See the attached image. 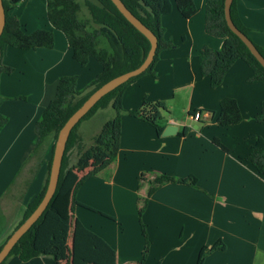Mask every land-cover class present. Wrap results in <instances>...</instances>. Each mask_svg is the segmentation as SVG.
Returning <instances> with one entry per match:
<instances>
[{
    "label": "crops",
    "instance_id": "0c3cea01",
    "mask_svg": "<svg viewBox=\"0 0 264 264\" xmlns=\"http://www.w3.org/2000/svg\"><path fill=\"white\" fill-rule=\"evenodd\" d=\"M195 1L197 13L190 18L175 3L162 16L165 36L172 37L177 46L163 50L155 74L131 83L122 98L123 106L133 110L145 98L165 101L169 109L163 120L165 128L176 124L177 130L165 133L164 128L159 134L149 121L124 114L113 172L94 174L77 193L75 215L116 248L117 264H140L142 260L145 239L137 201L147 190L146 185L141 186L143 175L153 173L195 175L197 184L169 182L149 198L143 219L150 245L143 264H196L201 248L219 240L225 242V248L211 251L204 264H264V173L246 158L256 135H264V124L256 119L264 100V81H251V66L239 58L223 81L212 86L210 76L201 69L200 49L204 45L220 49L224 38L206 31V0ZM39 3L42 7V0ZM37 6L35 0L29 10L35 11ZM237 10L252 39L264 45V0H237ZM20 18L29 31L43 28L27 27L22 15ZM48 28L55 32L53 47L6 46L0 54V62L12 69L0 74V111L8 118L0 130V209L18 188L19 213L46 181L48 150L43 144L50 138L37 146L34 123L54 97L60 77L78 75L77 87L83 89L102 69L92 59L80 64L73 58L66 34L54 26ZM177 95L185 102L179 114L173 110ZM226 96L238 100L240 122L223 125L207 110L201 111L199 120L189 114L193 109L218 113ZM81 132L79 129L83 140ZM216 137L228 149L218 145ZM74 149L69 165L79 156V149ZM77 171L80 176L87 173ZM58 253L51 245L28 261L14 255L5 264H65L68 258H60Z\"/></svg>",
    "mask_w": 264,
    "mask_h": 264
},
{
    "label": "trees",
    "instance_id": "16d2710c",
    "mask_svg": "<svg viewBox=\"0 0 264 264\" xmlns=\"http://www.w3.org/2000/svg\"><path fill=\"white\" fill-rule=\"evenodd\" d=\"M3 1L6 9V25L0 37V54L6 46L17 49L54 46L55 32L52 28L29 31L22 22L15 9L24 0ZM123 1L158 36V47L154 60L144 72L131 77L100 98L74 126L67 142L58 186L52 199L42 215L23 234L1 264H5L14 255L18 256L21 261H28L45 253L51 245L59 249L60 258H68L65 264H117L116 248L75 215L77 193L81 185L94 174L107 172L111 175L113 172L120 148L124 114L140 116L153 124L159 134L163 132L165 128L163 120L166 113H169L165 101H150L145 98L141 107L133 110L123 106V94L125 89L138 78L146 74H155V65L163 50L177 46L172 37L165 36L166 28L162 23V16L172 11L174 3L187 18L194 16L198 9L195 0ZM85 4L90 17H81L82 4L79 0H47L48 20L56 29L66 34L73 58L82 65L87 64L91 59H96L102 69L81 90L77 87L78 75L66 74L60 77L54 97L45 106L40 119L35 123L37 146L52 136L56 140L59 130L69 116L96 88L109 79L139 66L150 49L151 43L147 36L125 17L113 0H86ZM231 14L235 24L252 39L249 27L242 21L237 10V0H233ZM206 31L224 38L220 49L208 45L200 49L201 69L204 74L210 76L212 86H217L223 81L231 65L239 58L244 59L251 66L253 71L249 77L251 81H264V66L227 23L225 0H206ZM255 44L264 55V45L256 42ZM11 70V67L0 62V74L11 72ZM1 103L0 96V106ZM107 106L115 109L114 116L104 122L100 131L92 137V143L86 150L78 133V126L97 110ZM204 110L211 112L213 116L217 115V121L223 125L235 124L242 120L239 102L232 96H226L221 100L218 113L213 109H193L189 111V114ZM256 119L264 124V100ZM7 121L8 118L0 111V130ZM186 130L187 128L183 131L184 134ZM215 142L224 149H228L218 137L215 138ZM54 146L55 142L48 160V173L44 186L33 199L27 202L20 220L0 243V249L10 234L42 200L49 181ZM74 147L79 149L78 164L82 169L85 168L82 164L89 163L90 165L94 161V167L83 176L79 175L76 165H69L70 151ZM246 158L261 173H264V135H256V141ZM169 182L195 185L197 177L195 175L175 177L167 173L143 175L141 186L146 185L147 190L145 195L138 197L139 218L145 235V248L140 264L145 261L150 245L147 226L143 219L148 200L160 186ZM225 246L222 240L211 246L204 245L199 252L196 264H204L206 256L211 251L225 248ZM158 264L161 263L158 262Z\"/></svg>",
    "mask_w": 264,
    "mask_h": 264
},
{
    "label": "water",
    "instance_id": "95a60500",
    "mask_svg": "<svg viewBox=\"0 0 264 264\" xmlns=\"http://www.w3.org/2000/svg\"><path fill=\"white\" fill-rule=\"evenodd\" d=\"M119 10L125 15V17L136 26L142 33H144L150 40V49L144 58L143 62L126 72H123L96 88L85 101L69 116L66 122L59 130L58 136L55 141L54 152L52 163L49 172V181L45 194L33 210V212L10 234L5 243L0 249V264L7 258L13 249L14 245L19 241L23 234L37 221L46 209L50 200L52 199L57 186L61 173L63 157L66 151L67 142L74 126L82 119V117L102 98L105 94L116 88L118 85L126 82L131 77L139 75L144 72L154 60L157 47H158V36L156 33L148 27L137 15H135L131 9L125 4L123 0H113ZM233 0H225V17L229 27L245 42L251 52L257 57V59L264 66V55L261 53L255 42L243 32L234 22L231 14V6ZM6 25V9L4 1L0 0V37L4 31ZM176 124L168 125L164 132L171 133L177 130Z\"/></svg>",
    "mask_w": 264,
    "mask_h": 264
},
{
    "label": "rangeland",
    "instance_id": "374dc122",
    "mask_svg": "<svg viewBox=\"0 0 264 264\" xmlns=\"http://www.w3.org/2000/svg\"><path fill=\"white\" fill-rule=\"evenodd\" d=\"M37 1H38V6H37V9L35 11L29 10V8L32 5H34L35 0H32V1L31 0H26V2H24L21 5V7H18L17 12L19 14V17L21 15L23 16V18L25 19V21L27 23V27H43V28L53 27L51 25V23L47 19L46 0H44V1L42 0V7H41V5L39 3V0H37ZM79 1L82 4V9H81V13H80L81 17H90L89 10H88V8L86 7V4H85L86 0H79ZM92 61L95 62L97 60L92 59ZM95 63H97V62H95ZM91 68H92V66H91ZM89 71H90L89 74H92L91 73L92 72L91 69H89ZM82 79H83V77H82ZM81 89H82V87H81ZM81 89L79 87V90H81ZM175 98H178V99H177L176 103L173 105L174 108H175L173 110L179 114V113H181V109L183 108L185 102L182 99H180L181 97L179 95H177ZM175 98L170 101L171 104H173ZM114 112H115V109L112 106H107L105 108H100L99 110H97V112L95 114H93L91 117H89L87 119H84L80 123V125L78 126V130L80 129V132H81L82 129H83V131L81 133L84 134L83 143L86 146V150H87L88 146L92 143V137L100 131V129L102 128L104 122L107 119H109L110 117L114 116ZM166 114H168V113H166ZM182 114H184L183 117L187 116V111H185ZM40 117H41V114L39 116V119H40ZM188 117H189V114H188ZM35 123H34V126H35ZM55 141L56 140L52 136V138H50L49 140H47L45 142L46 145L43 144V146H47V150H48L47 164H48V160L50 159V156H51L52 145H53V143ZM75 149H74V151H75ZM70 154H71V151H70ZM78 160H79V156H78L77 160L72 163V165H76L75 166L76 169H79L81 171L80 172L81 174H83L85 172H87V173L90 172L91 169L94 167V163H91L90 165L88 163L87 165L86 164H82L83 166H85V168L83 167V169H82L80 164H78ZM47 173H48V171H47ZM15 191H16L15 196H13L11 198L7 197L5 199V201H7L5 203V206L3 207V209H0V242L4 238L7 237V235L10 233V231H12L14 229V227L16 226V224L18 223V221L20 220V218L22 216V213H19L20 210L16 206V198L19 196L20 190L18 188H16ZM22 201H23V197H22L21 200H19V202H22ZM25 205L26 204H24L23 207H22V212H23V210L25 208ZM20 206H21V203H19V207ZM137 210H138V208H137ZM138 213H139V210H138ZM139 223H140V226H141L140 220H139ZM141 229H142V226H141ZM143 236H144V239H145V235L144 234H143ZM144 247H145V245H144ZM169 258H170V256H169Z\"/></svg>",
    "mask_w": 264,
    "mask_h": 264
},
{
    "label": "built area",
    "instance_id": "2783aa9c",
    "mask_svg": "<svg viewBox=\"0 0 264 264\" xmlns=\"http://www.w3.org/2000/svg\"><path fill=\"white\" fill-rule=\"evenodd\" d=\"M202 112L197 111L195 114H192V117L196 120H199L201 118Z\"/></svg>",
    "mask_w": 264,
    "mask_h": 264
}]
</instances>
